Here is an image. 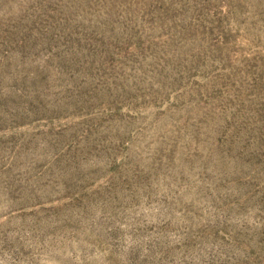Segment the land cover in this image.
Instances as JSON below:
<instances>
[{
    "label": "rangeland",
    "instance_id": "374dc122",
    "mask_svg": "<svg viewBox=\"0 0 264 264\" xmlns=\"http://www.w3.org/2000/svg\"><path fill=\"white\" fill-rule=\"evenodd\" d=\"M0 264H264V0H0Z\"/></svg>",
    "mask_w": 264,
    "mask_h": 264
}]
</instances>
